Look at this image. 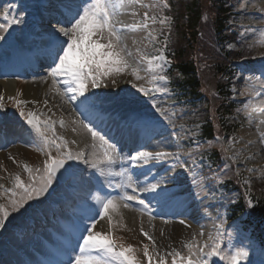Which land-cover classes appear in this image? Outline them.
Returning <instances> with one entry per match:
<instances>
[{
  "label": "rangeland",
  "instance_id": "1",
  "mask_svg": "<svg viewBox=\"0 0 264 264\" xmlns=\"http://www.w3.org/2000/svg\"><path fill=\"white\" fill-rule=\"evenodd\" d=\"M158 1L159 0H136L135 3H132L131 0H122V3H119L118 5V13H115L110 6L112 19L116 22V27L122 37L120 47L122 49L121 54L124 57L125 63L123 65L117 66L121 68L120 71L113 69L107 75L101 76L99 78V82L101 84L100 88L105 96H107V98L117 99L116 96L121 91L123 94L122 96L118 97L127 99L128 101L136 102L138 104L137 106H140L141 102L137 97H133L132 95H137L140 97L141 94H144L151 89L153 90L154 88H156V86L162 87V83L157 84L158 82L153 81L152 79L156 71L149 68V63L144 62V56L142 57L140 55V53L145 48L149 47L147 45V42H149V39H152L149 33L150 24L148 21V16L153 11L152 5L158 3ZM237 3L238 7H240V11L242 12L241 17L239 18L240 21H245L248 14H251L254 16L248 18L250 19L249 24L255 25L261 22L257 20L253 11H264V0H238ZM145 13H147V18H145ZM121 18L124 20H122ZM145 25L147 26L145 27ZM244 34H246V39L251 38L252 40H254L255 37L258 38V43H255L256 45L252 44L251 42L250 45L256 46L258 48L256 52L259 56L264 55V32L262 33L263 36H254L253 31ZM92 40H99V43L101 45H104L107 43V34L106 32L103 34H94L92 36ZM261 57L262 58L261 60H259V62L264 61V56ZM2 70V67H0V73L2 72ZM177 75L178 74H176V76ZM46 79L47 78L43 79L41 83H47L50 85L47 96H45L47 97L44 100L45 102H34L32 104L24 103V101H27L25 98L26 88L30 81L25 83L24 85H20V83H18L17 91L15 92V94L6 99L2 96V92L0 91V97H2V99H0V109L4 106L3 113L5 115V118L9 121L15 122L16 127L14 128L16 132L28 136V129L25 127V122L22 123V127H19L16 123V121L18 122L17 118L13 116L15 114L14 112L18 113V110H14L13 114L7 112L8 108L13 107L14 109V104L18 102V107L19 104H22L21 106L23 107L21 108L25 109L24 115L22 116V119L24 121L26 119V115H28L29 117V113H31L30 110H34L36 114H39L36 117L34 113L37 119L42 118L45 122H50L51 124L54 123L55 126L58 123V130L60 131V133H64L68 137V142L72 145L71 147L75 152L78 151V149L77 144L72 143V141H75L73 140V137L83 136L87 138L88 147L84 151V154L87 156L86 160L88 161V163L86 164L87 168L95 170L96 172L102 171L106 174L108 179H111L112 172L116 170L117 167V154L115 149V162L109 164L104 157V152H112L113 148H111L107 143H104L105 140L102 141L100 139L101 136L99 135L94 140L91 133L83 127V121L80 120L79 116H77L73 111L74 106L78 107L79 104L78 93L75 94L76 98L74 100H70L69 96L73 95V93L65 92V89L68 87V85H65L63 83V79L59 81L57 79V83L55 85L53 84V79L51 76L50 78H48V80ZM243 80L244 77L241 76L240 83H236L234 89V91L237 93L236 99L241 100V98L245 94V91L247 89H250L249 87L252 86L251 92L255 93V95L258 96V101L254 102V104L250 108L248 107V109L244 112L246 114V117L248 118L247 120H245V123H241L242 118L239 117L236 119H232L231 122L240 123L242 124V127H240L239 131L235 133V135L231 136L230 142L226 145V149H228V153H235L239 162L240 171L246 170L250 173L247 181L252 185L255 179H259V181L264 183V164L258 165L259 161H256V159H261V161L264 162V143H261L260 136V132L264 131V123H261L262 121H264V95L263 97H261L258 92L255 91L253 87L254 83L252 81L250 82L245 78V82L247 85H243ZM2 81L3 80H0V83ZM140 88H144L146 92L140 91ZM57 89H59V91H57ZM127 95L128 97H126ZM212 96L213 93L209 92V95L207 96L208 101L212 99ZM199 104L201 106H206L204 105V102H200ZM157 108H150L151 110L147 111L149 113H152L153 111L162 113L161 109H164L166 110L163 111L164 113L168 111L165 115V118L168 119L169 122L171 121V123L174 124V128L175 126L177 127L181 125V128L185 132H190V136H194L196 134L198 128H195L192 125L193 120H197L199 111L191 116L189 113V108H183L182 106H178L175 103L172 104L171 97L168 94L163 95V97L157 101ZM139 110V107L135 108V111L137 112L142 111ZM205 114L207 115V113ZM17 115L18 114H16V116ZM204 117L205 116H203V118ZM198 120L201 119L198 118ZM61 121L64 122L63 126H61ZM215 127H217V125H215ZM218 129H220V127ZM183 130L178 132L180 139H176V145L168 150V156L166 155L165 157L158 160L152 159L150 161L154 162L168 159L173 162L172 165L175 167V169L177 168L181 171V173H184V168L188 167V165L192 162L188 156L189 154H192L193 151H186L184 149L186 147L187 141L186 143H182L181 139L186 140V137L184 135L185 132ZM249 143L252 145L248 146ZM11 147L12 148L9 149L8 152L0 153V179L4 181L5 185L12 188L15 187L16 177L20 174V177L23 178L26 185L32 182L38 183L41 175H44L42 157L39 156L33 149H25L20 144ZM94 152L95 156H93ZM258 154L260 155L258 158H256ZM94 159L104 162L100 163L98 168H92L91 163ZM21 164H28L30 166H33L31 176L29 175V173H26L21 169ZM84 182L87 184L90 183L89 178H87V180ZM202 182L203 178L202 176H200L198 184H202ZM16 190L19 191V189ZM49 192L50 190H48L45 195L39 197L38 199L31 200L30 202L25 204L24 208L21 209L23 211L30 209V214L33 215L35 213L33 204L44 205L45 202L47 203L46 198L49 196ZM229 200H231V198L224 199V201L221 202L222 206L220 208L223 209L224 207H226V202H228ZM230 202L232 203L233 199ZM229 203L227 204L229 205ZM121 209H123L125 212L129 210L123 206H117V208L113 210L116 216L120 214L119 210ZM128 214L129 222L127 225H125L124 223H121V225L116 224V216L112 217V224L115 223L114 232H116L118 236L124 237L127 242L132 245V248L134 250L133 252L138 257L142 258L144 256V245L147 244L148 251L150 255H152L153 261L156 260L157 263L161 260V258L166 261H169L170 259H172L173 261V256L176 252H179L181 256L185 257V264L189 256H192L193 259H197L199 257L198 254L200 252V249H202V247L206 248L205 245L209 246L212 243L214 237L213 231H216L217 233L220 231V223L217 225L218 221H215L217 220L216 218H214L215 220L211 222L215 228H212L213 226H211V224H208V226L202 227L206 231V233H202L203 230L193 225L192 223H190V225H184L180 223L178 225L171 223L165 224L161 221L154 222L150 219L143 218L135 212H131ZM98 232L104 233V228H101V230H98ZM143 232H147L149 236L152 237V241L148 240L143 235ZM167 234L170 235L167 236ZM8 242L12 248L8 246ZM36 244L40 245L39 241L31 236H27L25 240L19 241L11 231L4 233V235L0 237V253L3 252L5 257L4 259H6L3 264H21L22 260L20 257L22 256H25L27 260H30L33 263L37 262V258H35V256L33 255V250H40L42 248L36 247ZM187 245H192L191 252L189 251ZM239 249L240 248L238 246L237 248H233L232 251L227 248V251L222 253V255L225 254L226 256L223 264H228L227 257L234 254L235 251ZM176 259L179 260V257H177ZM172 261H170L169 264H172ZM248 261L249 260L247 257L246 259L242 258L240 264H248Z\"/></svg>",
  "mask_w": 264,
  "mask_h": 264
},
{
  "label": "snow or ice",
  "instance_id": "2",
  "mask_svg": "<svg viewBox=\"0 0 264 264\" xmlns=\"http://www.w3.org/2000/svg\"><path fill=\"white\" fill-rule=\"evenodd\" d=\"M132 3H135L136 0H131ZM111 0H86L85 5L72 16L69 20V23L65 27L58 29L59 34L63 37H67V40H60L59 36L53 41V46L57 49L51 58L53 60V65L51 66V71L49 75L53 78V84L57 83V78L64 77L63 83L65 85H73L65 89L66 93H73L69 96L70 100H74L75 94L78 93L80 96H85L89 83L94 88L101 87L99 78L101 76L107 75L113 69L120 71L121 68L117 67L118 65H123L125 63L124 57L122 56V49L120 47L122 37L119 34V30L116 27V22L112 19V13L110 11ZM164 7H168L165 3ZM145 18H147V13H145ZM13 24H20L23 21L20 19H13L11 21ZM161 23H164V20H161ZM147 25H145L146 27ZM107 34V43L101 45L99 40H92L94 34ZM55 35V33H54ZM103 38V37H101ZM4 36L0 35V40H3ZM154 59L164 60L167 63L166 59L161 56H157ZM161 71L163 70L164 65L160 66ZM153 81H166L167 77L162 74H156L152 77ZM59 91V89H57ZM140 91L146 92L144 88H140ZM165 88L156 87L153 89V92H165ZM147 94V92H146ZM2 99V97H0ZM86 99H88L86 97ZM84 101H82L83 103ZM166 111L161 109V112ZM21 115H24L21 112ZM29 116L32 117L28 119V123L34 124L36 117L33 113H29ZM171 122V121H170ZM63 126V121L60 122ZM261 123H264L262 121ZM36 127H39V124H36ZM88 132L91 133L92 138L95 140L98 136V133L93 130L92 127L88 125H83ZM75 131V129H74ZM261 143H264V131L260 132ZM45 143H54V141H49L47 137L44 138ZM100 139L103 141L104 138L101 136ZM76 143V141H72ZM107 143V141H104ZM68 142L64 141L63 144L57 145V152L59 157L51 159L50 161L45 162L44 175H41L39 182L28 183L27 185L20 179L19 176L16 177L15 188L19 191L13 190L11 200V210L19 211L21 208H24L31 200L38 199L39 197L45 195L48 190L51 188L54 181L57 180V173H60V178L63 179L66 175H71L72 165L69 164L68 167H65L66 162L75 161L82 162L87 164L88 161L84 158L85 154L82 151L72 152L70 150L61 152L60 149H67ZM168 155L167 153L157 152L153 154L152 152L144 151L137 152L136 155L131 157L133 165L136 162H142L143 164H148L152 159H160ZM95 156V152L93 153ZM104 157L109 164L115 162L114 157V147L113 151H105ZM104 161L93 160L91 163L92 168H98L100 163ZM26 170L29 175L32 174V169L28 168L25 165ZM61 169L64 171L61 172ZM101 175L103 172L101 171ZM127 188H131L133 193L136 189L133 186L131 181V176L128 178ZM34 180V178H33ZM159 188V184H152L150 187L145 188V191L156 192ZM162 194V193H161ZM123 199L126 201H136L139 205L145 209L148 205L145 203L144 199H139L136 195L125 194ZM103 215L99 210L96 211L95 215L99 216L102 220L104 215H107L109 209L115 210L117 204L114 199L108 198L102 204ZM124 207H128L127 204ZM10 212L6 210L3 206H0V229H3L5 226V221L9 217ZM112 218L109 217V220ZM184 223V221H180ZM98 221L93 218V221L90 225L86 226L85 232L81 235L82 243L78 245L79 254L75 256L74 264H100V261L95 257L86 255V253L94 249H105L109 253L114 254V259L118 264H139V261L131 255L134 251L131 247H124L123 245L119 246L117 249L114 240L112 239L111 234H102L98 231H93L97 227ZM143 231V230H142ZM143 235L150 241L152 237L149 236L147 232H143ZM154 243V241H153ZM189 251H192V245H187ZM207 248L208 245H205ZM220 245L214 244L208 252H204L203 249H200V253L203 257L193 259L192 256H189L186 260V264H209L211 257L219 256L220 259H226L219 251ZM144 255L147 257L148 264H153V257L149 254L148 245H144ZM179 257V260L176 258ZM247 252L243 249L235 251L234 254L227 257L228 264H240L241 259H246ZM159 264H167L166 260L161 258ZM172 264H185V257L181 256L179 252H176L173 256Z\"/></svg>",
  "mask_w": 264,
  "mask_h": 264
},
{
  "label": "trees",
  "instance_id": "3",
  "mask_svg": "<svg viewBox=\"0 0 264 264\" xmlns=\"http://www.w3.org/2000/svg\"><path fill=\"white\" fill-rule=\"evenodd\" d=\"M230 2L231 0H178L174 11L170 12L171 21L175 22L171 23L169 30L163 31L160 42V47H164L166 51L162 57L167 63L164 60L162 62L167 72L172 74V71H177L181 74L174 80L182 93L196 94L205 87L218 94L213 102V114L222 130L236 128L228 127L226 123L240 109L232 100L229 89L234 73L232 63L239 57L249 56L248 47L243 45H240L239 52H230L226 48L227 43L237 42L229 26L233 15ZM210 42L215 46H211ZM204 131L206 137L212 139L215 128L212 127L210 118L206 121ZM217 157L216 153L210 154L206 161L218 164ZM227 185L239 188L232 181H228ZM257 192L256 196H252L255 203L252 213L245 200L234 205L231 216L234 218L237 214L246 212L251 221H257L258 218L259 223L264 222V192Z\"/></svg>",
  "mask_w": 264,
  "mask_h": 264
},
{
  "label": "bare ground",
  "instance_id": "4",
  "mask_svg": "<svg viewBox=\"0 0 264 264\" xmlns=\"http://www.w3.org/2000/svg\"><path fill=\"white\" fill-rule=\"evenodd\" d=\"M74 1H76V0H59V1H57V4L55 6H58V4L61 3L64 7H67L70 3L74 2ZM78 1H80V0H78ZM113 2L119 4V3H122V0H113ZM79 4H81V2L77 3L76 6H78ZM57 9H58L57 7H53V9H51V10L56 12V13H58V12L62 13V11H60L59 9L57 10ZM122 20H124V19H122ZM48 36L51 37L50 35H48ZM41 81H42V79H38V81H36V83H39V84H37V85H35L33 83H28V86L26 88V95H25L26 100L32 99V101H33L32 103H34V102H45L44 100H45V98H47L45 96H47V93L49 91V84H47V83L41 84ZM16 86H17L16 82H12V81L11 82L10 81L1 82L0 83V91L2 92V96L5 99L13 96L15 94ZM117 105H120V107L122 108L121 110L123 112L129 110L130 108H137L138 107L137 106L138 104L136 102H127L125 100H123L122 102H119ZM78 110H79V108H78ZM79 113H80V110H79ZM126 117H128V116H126ZM125 124H127V121L125 120V115H122L120 113L119 118H118V122L116 123V126L119 127L120 125H125ZM130 134H132V132H130L129 130H124V133L122 134V136H128L129 137ZM75 139H77V144L79 145L80 149L82 147L81 151H84L83 149L86 148L87 142H88V140H86L87 138L82 136V137H77ZM161 140L163 143L168 144V141L166 140L165 137L161 138ZM170 140H171V138H170ZM259 155L260 154H258V156L256 158H258ZM259 161H260V164H264V162H262L261 159ZM91 201L97 202V200L91 199V200H89L88 203H90ZM124 215L127 217L129 216L128 213H124ZM168 235H170V234H167V236Z\"/></svg>",
  "mask_w": 264,
  "mask_h": 264
}]
</instances>
